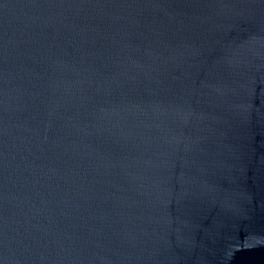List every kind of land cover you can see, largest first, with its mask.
Segmentation results:
<instances>
[{
  "label": "water",
  "instance_id": "95a60500",
  "mask_svg": "<svg viewBox=\"0 0 264 264\" xmlns=\"http://www.w3.org/2000/svg\"><path fill=\"white\" fill-rule=\"evenodd\" d=\"M0 264H264V0H0Z\"/></svg>",
  "mask_w": 264,
  "mask_h": 264
}]
</instances>
